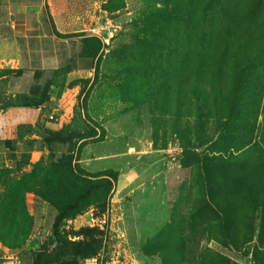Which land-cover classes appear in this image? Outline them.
<instances>
[{
    "label": "rangeland",
    "instance_id": "374dc122",
    "mask_svg": "<svg viewBox=\"0 0 264 264\" xmlns=\"http://www.w3.org/2000/svg\"><path fill=\"white\" fill-rule=\"evenodd\" d=\"M108 1L48 5L63 31L102 37L93 83L23 72L12 82L41 98L53 81L52 128L77 118L80 132L95 130L73 147L84 172L118 173L107 210L40 225L33 202L52 160L45 141L28 136L19 152L0 148V243L42 254L43 264H264V0H218L222 12L210 0H120L124 8L108 12ZM186 40L197 53L184 68ZM210 82L215 101L202 97ZM213 156L234 160L231 178L205 173L202 159ZM211 201L237 212L226 223L232 238ZM86 228L105 234L93 260L72 245L87 240Z\"/></svg>",
    "mask_w": 264,
    "mask_h": 264
},
{
    "label": "trees",
    "instance_id": "16d2710c",
    "mask_svg": "<svg viewBox=\"0 0 264 264\" xmlns=\"http://www.w3.org/2000/svg\"><path fill=\"white\" fill-rule=\"evenodd\" d=\"M210 9L222 12L223 6L218 3V0H210ZM120 0H109L102 5V9L111 12L116 9L124 8V4L116 6ZM184 9H187L185 7ZM57 35L61 38L73 37V34H61L56 31ZM84 35V34H77ZM215 48L219 49V46ZM228 46L223 48L222 53L227 57L231 56L227 51ZM104 43L97 36H88L83 38V54L85 57L91 59L94 64L95 76L91 79L74 80L70 83L71 87L77 86L80 83L90 85L96 79L98 69L103 58ZM196 50L192 48V44L188 40L184 41V68L191 66V61L188 56L195 55L192 52ZM197 53V51H196ZM196 56V55H195ZM207 55L197 56V61H206ZM66 71L65 69H62ZM56 76L62 75L60 72L55 73ZM54 82L50 81L48 88L41 98L37 96L20 93L15 96H4L0 94V111H7L8 116L0 120L2 125L7 126L9 131L6 134H0V148H7L12 153L19 152L22 149L21 143L23 140L32 135L40 136L46 143L52 160L51 173L47 185L44 190L36 197L48 207L56 212V216L52 227H57L61 221L66 219L75 218L81 214L85 209L90 206L98 207L101 212L107 210V201L114 188V183L118 179V173L110 170L100 173L99 175H91L84 172L79 164L75 155L74 145L77 140H85L97 136L95 130L93 132H80L75 127L77 118H74L72 123L59 129L53 130L47 123L56 124L55 116H51V109L54 102H52ZM209 90H204L202 93L203 99L213 97L214 101L219 96L215 86L210 82ZM232 100H230L231 102ZM83 109L86 108V102L83 101ZM242 104L239 103V107ZM25 110V113L19 111ZM84 141V142H85ZM234 160L224 159L220 156L207 157L202 159V165L205 168V173L209 174L212 170L216 174L224 177L231 178L230 170ZM252 186V185H251ZM252 190V189H251ZM253 191V190H252ZM210 206L215 207L216 216L213 217L225 232V236L232 238L229 234L227 222L230 218H236L237 212H228L229 205L224 202V205L211 201ZM230 211V210H229ZM230 213V214H229ZM231 215V216H230ZM245 217L249 215L246 212ZM84 235L87 237L86 241H79L73 243L75 255L80 259L93 260L100 255L104 248L103 239L104 231L92 228H86ZM60 243L61 249H65L67 240L57 235L56 244ZM53 243H51L52 245ZM46 248V245H43ZM10 249V248H9ZM10 250L16 251L17 249L11 248ZM44 258L42 254L34 255V264H43Z\"/></svg>",
    "mask_w": 264,
    "mask_h": 264
},
{
    "label": "crops",
    "instance_id": "0c3cea01",
    "mask_svg": "<svg viewBox=\"0 0 264 264\" xmlns=\"http://www.w3.org/2000/svg\"><path fill=\"white\" fill-rule=\"evenodd\" d=\"M49 4L51 0H0V86L4 87L2 95L10 97L23 93L12 83L13 74L16 72H60L63 79L69 82L94 78L96 61L93 62L83 54V38L92 35L80 31H63L54 20ZM56 31L74 36L61 38ZM98 37L102 40L99 34ZM19 111L25 113L23 109ZM7 116V111H0V120ZM47 124L52 128L50 123ZM6 127L0 123L1 135L9 131ZM60 128L59 126L58 129ZM53 210L38 198L34 199L33 213L40 225L51 226L56 216ZM0 264H34V255L31 252L10 250L0 243Z\"/></svg>",
    "mask_w": 264,
    "mask_h": 264
},
{
    "label": "built area",
    "instance_id": "2783aa9c",
    "mask_svg": "<svg viewBox=\"0 0 264 264\" xmlns=\"http://www.w3.org/2000/svg\"><path fill=\"white\" fill-rule=\"evenodd\" d=\"M100 222H101V223L98 224V226H99L101 229H103V228H104V224L106 223V220L103 219V220H101Z\"/></svg>",
    "mask_w": 264,
    "mask_h": 264
}]
</instances>
